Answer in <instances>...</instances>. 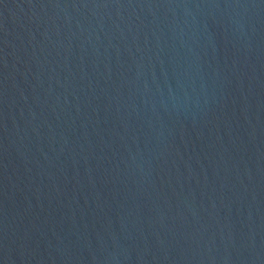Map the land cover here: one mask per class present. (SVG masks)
<instances>
[{
    "label": "water",
    "instance_id": "water-1",
    "mask_svg": "<svg viewBox=\"0 0 264 264\" xmlns=\"http://www.w3.org/2000/svg\"><path fill=\"white\" fill-rule=\"evenodd\" d=\"M0 264H264V0H0Z\"/></svg>",
    "mask_w": 264,
    "mask_h": 264
}]
</instances>
